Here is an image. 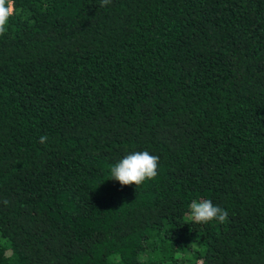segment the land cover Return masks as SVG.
Returning <instances> with one entry per match:
<instances>
[{
    "label": "trees",
    "instance_id": "trees-1",
    "mask_svg": "<svg viewBox=\"0 0 264 264\" xmlns=\"http://www.w3.org/2000/svg\"><path fill=\"white\" fill-rule=\"evenodd\" d=\"M6 28L0 264H264V0H14ZM136 151L158 175L122 187Z\"/></svg>",
    "mask_w": 264,
    "mask_h": 264
},
{
    "label": "clouds",
    "instance_id": "clouds-1",
    "mask_svg": "<svg viewBox=\"0 0 264 264\" xmlns=\"http://www.w3.org/2000/svg\"><path fill=\"white\" fill-rule=\"evenodd\" d=\"M111 3V0H101V6ZM14 12V0H0V35L6 31V25ZM47 140L40 138V143ZM159 156L148 151H136L124 156L115 166L110 168V179L118 181L123 186L140 185L145 180H151L158 175ZM7 204V201H4ZM190 218L195 223H208L218 220L223 223L228 218V212L212 203L211 200H193L190 204Z\"/></svg>",
    "mask_w": 264,
    "mask_h": 264
}]
</instances>
